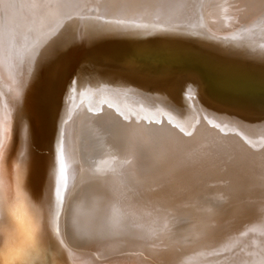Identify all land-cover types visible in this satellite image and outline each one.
<instances>
[{
    "label": "bare ground",
    "instance_id": "obj_1",
    "mask_svg": "<svg viewBox=\"0 0 264 264\" xmlns=\"http://www.w3.org/2000/svg\"><path fill=\"white\" fill-rule=\"evenodd\" d=\"M33 3L0 0V264H264V0Z\"/></svg>",
    "mask_w": 264,
    "mask_h": 264
},
{
    "label": "snow or ice",
    "instance_id": "obj_2",
    "mask_svg": "<svg viewBox=\"0 0 264 264\" xmlns=\"http://www.w3.org/2000/svg\"><path fill=\"white\" fill-rule=\"evenodd\" d=\"M14 5L11 4H4L5 10L8 8L13 7ZM59 7L58 4L54 3V0H34L33 7L43 11L44 9L51 8V7ZM117 23H119L117 21ZM57 29L56 28H51L49 31V37H54ZM3 41L0 40V43ZM36 47L34 46L31 50L28 52V57L30 59H36ZM45 53L48 55L55 56L58 54V41L57 39H51V43L48 45V47L45 49ZM41 58H43V54L41 55ZM261 92L264 93V83L261 84ZM10 125L5 122L3 124H0V160H3L7 148H8V140L10 136ZM133 148H135V145H132ZM17 169V188H16V194H15V199L16 200H25L26 196L25 193L23 192L21 188V180L24 175V172L26 171V166L24 165L23 162L20 164H17L16 166ZM59 191L57 192V197L59 198ZM0 203L4 204L7 206V212L8 215H14L15 213V205L11 203L10 198L9 199H4L0 201ZM7 217L3 214H0V224L6 223Z\"/></svg>",
    "mask_w": 264,
    "mask_h": 264
}]
</instances>
